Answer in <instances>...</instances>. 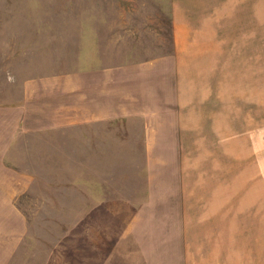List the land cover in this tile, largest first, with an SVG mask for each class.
<instances>
[{
  "label": "rangeland",
  "instance_id": "obj_1",
  "mask_svg": "<svg viewBox=\"0 0 264 264\" xmlns=\"http://www.w3.org/2000/svg\"><path fill=\"white\" fill-rule=\"evenodd\" d=\"M158 186L264 264V0H0V264H151Z\"/></svg>",
  "mask_w": 264,
  "mask_h": 264
},
{
  "label": "crops",
  "instance_id": "obj_2",
  "mask_svg": "<svg viewBox=\"0 0 264 264\" xmlns=\"http://www.w3.org/2000/svg\"><path fill=\"white\" fill-rule=\"evenodd\" d=\"M158 187L147 192L146 201L136 211L135 215L141 222L138 224L139 231H135L137 244L134 258H151V264H156V258H160L158 264H174L169 258H177L178 264H238V242L232 229L230 234L226 233L221 238L217 232L219 225L211 227L204 219L196 218L198 222L195 221L193 226L190 217L189 222L182 223L183 213H186L187 219L190 208L194 207L199 196H196V200H190L189 192L171 191L168 186ZM206 219L209 221V217ZM169 223H176L177 227L173 229ZM203 226L206 232L204 236L200 234V244L194 246L195 236L203 232ZM202 237L209 242V247H205Z\"/></svg>",
  "mask_w": 264,
  "mask_h": 264
}]
</instances>
